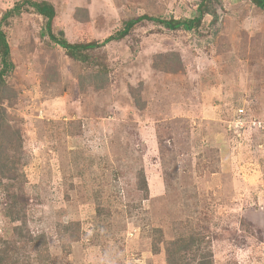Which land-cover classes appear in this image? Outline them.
I'll list each match as a JSON object with an SVG mask.
<instances>
[{
    "label": "rangeland",
    "instance_id": "374dc122",
    "mask_svg": "<svg viewBox=\"0 0 264 264\" xmlns=\"http://www.w3.org/2000/svg\"><path fill=\"white\" fill-rule=\"evenodd\" d=\"M18 1L0 0V18ZM50 1L54 32L73 43L100 42L142 14L196 16L200 2ZM212 7L216 16L192 31L144 20L89 50L87 63L49 42L32 9L2 24L15 63L3 106L22 144L9 190L25 213L24 224L6 216L0 183V248L11 264H168L171 240L177 249L198 234L206 240L183 250L185 264L208 250L214 264H264V10L251 0ZM104 66L110 83L98 88L85 71Z\"/></svg>",
    "mask_w": 264,
    "mask_h": 264
},
{
    "label": "trees",
    "instance_id": "16d2710c",
    "mask_svg": "<svg viewBox=\"0 0 264 264\" xmlns=\"http://www.w3.org/2000/svg\"><path fill=\"white\" fill-rule=\"evenodd\" d=\"M256 6L264 10V0H251ZM217 2V0H200L197 6V15L192 16L189 18L184 19H176V18H160V17H153L150 14H142L138 16H134L132 18H129L124 21V24L122 25V28L116 31V34L109 35L105 39L100 40V42L91 41V42H70L64 35V33H55L53 24L54 19L57 15V11L55 8V5L50 0H20L14 4V6L10 9H6L2 12L1 18H0V140L2 142H5L8 147L3 148L2 144H0V178L5 177L6 179L10 180L6 184L1 181L4 185V192H6V198L11 200L8 201V207L6 209V216L10 217L12 221H22V223H25V213L23 209H20L18 207V197L15 194V190H9L11 187H14V189L17 187L16 183L19 181L20 172H17V164L19 162V159L15 158L16 153L22 149L21 140L18 138V134L20 135V129L15 128L12 126L8 120V116L6 114L5 107L3 106V103L6 99L12 98V91L13 89L10 87L7 77L11 75L12 71L15 69V63L12 59V51H11V45L8 40V34L7 31L4 28L5 23L8 22V20L12 17L19 16L24 12H30L32 11L37 12L39 15L43 16L46 19L45 26H44V34L48 36L49 42H52L56 45H59L62 47L66 54L70 55L74 60L82 63H87L89 56L88 51L94 48H100L105 45H107L109 42L112 41H118L124 39L134 28L135 26L144 21V20H154L156 22L162 23L166 26V28L170 30L175 29H184L187 31H192L198 29L201 24L202 20L204 19V16L208 13H212L214 16H216V13L214 12V9L212 5ZM4 23V25H2ZM171 57L175 58V60L180 61L181 58L177 53L170 54ZM171 61L173 64L176 61ZM157 67L159 65L156 64ZM165 68H167L165 66ZM108 69L107 66L102 69L96 70V75L90 74L89 72L85 73L89 77V79H92L98 88L106 87L109 85L110 82H108L107 76H108ZM174 67H170L165 71H174ZM82 74L81 76L85 75ZM100 76L103 81L97 82L96 77ZM46 79V78H45ZM48 79L53 82L57 83V81H53L54 77L52 74H50L49 71H47V79L45 81H48ZM82 85L84 84V80H82ZM139 98H135L136 104L141 107L139 103ZM15 136V137H14ZM16 143H19L18 145ZM8 150V151H7ZM164 165H167L166 162ZM177 164L174 163L171 160V165H168L166 168V176H168V182L171 181L174 177L177 176L175 168L177 169ZM19 176V177H18ZM18 177V178H17ZM138 185L139 190L142 191L143 195L145 197L148 196L149 193V187L147 180L144 176V174L141 172L138 176ZM136 206H141V204H134L133 202L129 204V208H133ZM22 227V226H18ZM206 235L198 234V237L196 238H190V242H186V245H183L181 248L175 249L172 248L174 245L177 246V239L171 240L170 244L166 246V254L168 255V264H185L183 260V250L185 248L190 249L194 244L197 245H203V243L206 240ZM35 240V239H34ZM159 242V240H158ZM181 243H183L181 241ZM184 244V243H183ZM153 251L158 252L160 250L159 244H157L155 241L153 242ZM44 255V252L41 251ZM8 258V250L6 246L0 248V264H11V260ZM197 264H214L213 263V257L210 253V250H208L206 253H202L201 259L197 262Z\"/></svg>",
    "mask_w": 264,
    "mask_h": 264
}]
</instances>
